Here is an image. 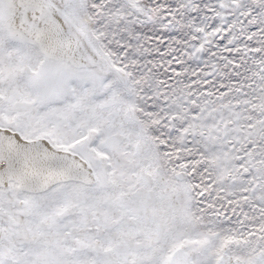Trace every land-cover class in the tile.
<instances>
[{"label": "snow or ice", "instance_id": "1", "mask_svg": "<svg viewBox=\"0 0 264 264\" xmlns=\"http://www.w3.org/2000/svg\"><path fill=\"white\" fill-rule=\"evenodd\" d=\"M0 264H264V0H0Z\"/></svg>", "mask_w": 264, "mask_h": 264}]
</instances>
